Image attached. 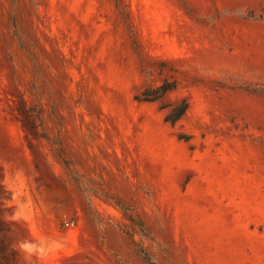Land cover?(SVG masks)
<instances>
[{
	"label": "rangeland",
	"instance_id": "rangeland-1",
	"mask_svg": "<svg viewBox=\"0 0 264 264\" xmlns=\"http://www.w3.org/2000/svg\"><path fill=\"white\" fill-rule=\"evenodd\" d=\"M0 264H264V0H0Z\"/></svg>",
	"mask_w": 264,
	"mask_h": 264
},
{
	"label": "trees",
	"instance_id": "trees-1",
	"mask_svg": "<svg viewBox=\"0 0 264 264\" xmlns=\"http://www.w3.org/2000/svg\"><path fill=\"white\" fill-rule=\"evenodd\" d=\"M173 89H175V83L173 81L164 80L159 85L144 89L136 96V99L144 102L157 101L162 99L169 91ZM189 105L190 103L187 98L180 99L175 105H162V108L167 109L165 120L175 124L185 115Z\"/></svg>",
	"mask_w": 264,
	"mask_h": 264
},
{
	"label": "clouds",
	"instance_id": "clouds-1",
	"mask_svg": "<svg viewBox=\"0 0 264 264\" xmlns=\"http://www.w3.org/2000/svg\"><path fill=\"white\" fill-rule=\"evenodd\" d=\"M20 247L24 252L28 253V255H32L37 251L35 246L31 244H22ZM56 247L59 248L61 245H57ZM39 253L43 256L45 254L44 249H39Z\"/></svg>",
	"mask_w": 264,
	"mask_h": 264
}]
</instances>
